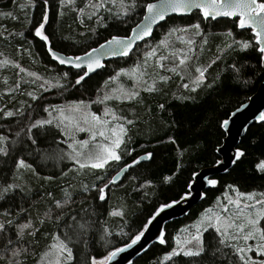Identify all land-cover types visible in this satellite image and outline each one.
Returning <instances> with one entry per match:
<instances>
[{
  "label": "snow or ice",
  "instance_id": "obj_1",
  "mask_svg": "<svg viewBox=\"0 0 264 264\" xmlns=\"http://www.w3.org/2000/svg\"><path fill=\"white\" fill-rule=\"evenodd\" d=\"M37 3L41 18L33 35L43 42L52 61L75 72L62 71L47 78L22 66L16 54L31 55V51L12 41L25 39L24 32L0 24V43L4 45L0 69L15 70L11 82L4 78L0 96L14 101L12 107H0V119L15 120V129L12 124L7 129L0 126V264H118L117 258L145 237L161 213L192 197L200 179L207 185L198 192L201 199L207 198L208 188L221 184L217 178L191 171L185 189L160 203L131 234L120 226L128 224L124 200L104 207L113 186L122 188L124 180L135 182L134 191L144 197L146 189L155 188L149 177L155 161L154 151L147 148L151 140H139L156 135L157 121L164 129L170 127L159 118L169 111L170 100L194 102L200 91L230 81L247 87L250 66L233 59V53L255 50L264 72V0H26L18 5L25 13V24L33 23L28 12L36 9ZM53 9H58L61 17L66 11L74 13V22L85 29L79 33L81 37L97 35L110 23L128 24L137 14L142 18L127 35H111L82 54H66L56 45L71 38L47 29ZM173 16L190 17L192 22L168 27L155 43H149L154 28ZM19 19L13 11H0V20ZM221 20L231 26L220 34L224 38L215 46L213 58L205 60V53L211 51L210 38L215 35L205 31V22ZM139 42H144L143 50L138 48ZM133 55L131 64L108 75L94 95L84 98L81 92L80 98L63 103H40L45 99L43 93L52 89L59 90L60 96L70 89L80 91L92 74L106 67L103 57ZM219 63L223 69L212 74L210 70ZM144 93L160 98L155 114ZM17 96L27 99L16 100ZM245 107L241 104L228 118L217 120V128L230 132V123H235L232 117ZM254 120L264 123V111ZM157 142L177 144L173 136ZM221 151L225 149L215 148V152ZM246 155V149L235 147L231 164ZM215 164L227 171L221 160ZM49 167L53 171L42 175L41 170ZM182 167L177 163L162 183L171 184ZM255 170L264 175V159ZM223 187L209 207L178 229L173 245L153 264H264V190H241L239 182ZM116 220L120 225H115L119 231L114 232ZM117 238L123 242L118 243ZM155 239L160 245L168 243L164 229Z\"/></svg>",
  "mask_w": 264,
  "mask_h": 264
},
{
  "label": "trees",
  "instance_id": "obj_2",
  "mask_svg": "<svg viewBox=\"0 0 264 264\" xmlns=\"http://www.w3.org/2000/svg\"><path fill=\"white\" fill-rule=\"evenodd\" d=\"M55 2V0H54ZM20 3H26V0H0V11H13L14 15H18V21L13 20H0V24L6 25L9 30L23 31L25 39L17 37L12 41L13 45L18 42L23 44L25 48H29L31 55L24 53L22 56L17 53L22 66L30 68L31 70L39 72L47 78L54 77L58 72L69 71L70 74L75 72V69L58 65L52 61L46 52V48L42 41L33 35L34 27L41 18L40 6L28 12L32 17L33 23L27 25L24 23L25 13L18 7ZM80 3V0H77ZM142 12V9L140 10ZM141 15L137 14L131 17L128 24L123 23H110L107 29H101L97 35L87 33L81 37L80 32L85 31L84 28L78 25L75 21V14L69 11L65 12L63 17L58 15V9H53L50 12V21L47 26L48 31L56 30L58 36H69L71 39L63 43H57V48L63 49L66 54H82L85 48L96 47L98 43H102L105 38L111 35H127L139 19ZM192 22L190 17H171L166 23H162V27L158 26L152 37L148 39L149 43H155L168 27L173 25L181 26L183 24ZM205 31L213 33L209 41V48L211 51L205 53V60L213 58L215 53V46L220 43L224 38L221 33H224L228 27L231 26L230 22L221 20L219 23L205 22ZM239 31V30H235ZM247 35H251L248 33ZM72 40H78L82 43L80 45H73ZM31 42V43H29ZM144 43L140 44L138 48L141 50ZM0 50H4L3 43H0ZM9 52L12 49H7ZM232 58L239 62H246L250 66L251 78L249 85L245 88L236 86L233 82H228L222 87L216 89H205L200 91L196 101H169V111L159 114V118L164 119L170 124L167 129L162 128L157 121L156 127L158 129L155 136L150 138H141L139 143H145L146 139H150L151 143L147 144V148L155 153V161L149 170V177L153 181L155 188L146 189L147 196L144 197L141 192L134 191V184H129L128 180L123 181V187L117 188L113 186V192L109 195L111 199L108 200L105 208L118 203L119 200H124L128 205L127 226L120 225V221L116 220L113 226V231H119L115 225L124 227V230L131 233L138 231L143 223L146 222L148 216L154 212L155 208L162 202L176 197L178 193L185 189L189 174L191 171H200L204 167L214 166L215 160L221 159L215 148L223 144L226 133L222 129L217 128V120L228 118L230 114L241 104L247 102L252 95H254L261 83L264 81V72L259 68V54L255 50H248L246 52H237L232 54ZM135 59V55L131 58H117L106 62V67L100 69L97 73L91 76L80 91L70 89L69 92L63 96L58 94L57 89H52L47 93H43L45 99L41 104L47 103H63L65 100L80 98L81 92L84 93V98L89 95H94L96 87L107 78L108 75L113 74L120 67H127ZM224 65L219 63L214 66L212 74L222 70ZM15 70H2L0 69V96H3V80L8 77L10 82L14 78L13 72ZM86 89V91H85ZM146 100L153 108V113H156L155 103L160 98L149 96L147 93L143 94ZM16 100L27 99V97L17 96ZM31 102V101H29ZM9 103V107L13 106V99L10 97H3L1 104ZM36 103V102H32ZM16 106H19L18 104ZM42 114V113H41ZM227 114V115H226ZM175 120L176 123H172ZM9 124L13 125L15 129V120H2L0 119V126L7 129ZM168 136H173L177 144L171 143L159 144L158 139L167 140ZM239 147L246 149L247 155L242 158L236 165L225 174H216L213 178L221 181L217 188L207 189V198L202 199L199 204L194 206L188 215L181 219L169 222L165 226V233L168 239L167 245H160L158 242L154 243L145 253L137 258L131 264H153L155 260L163 255L166 250H169L173 245L172 237L176 235L179 228L191 223L205 208L209 207L217 196L224 190V185L227 183L239 182L241 190H264V175L259 174L255 170V165L260 159H264V123L254 122L251 124L246 134L242 137ZM183 149L188 151L180 155ZM137 154L139 149L137 148ZM182 163L183 167L181 172L176 176L171 184H163L162 178L170 175L175 171L176 164ZM71 165L69 164V167ZM53 169L51 167L41 170L42 175L49 174ZM136 172H130V175H136ZM142 182V181H141ZM55 190V185L52 186ZM141 199L143 202L141 203ZM127 239V238H124ZM118 243L123 240L117 238ZM43 243V241H42ZM97 248L103 251L99 245Z\"/></svg>",
  "mask_w": 264,
  "mask_h": 264
},
{
  "label": "water",
  "instance_id": "obj_3",
  "mask_svg": "<svg viewBox=\"0 0 264 264\" xmlns=\"http://www.w3.org/2000/svg\"><path fill=\"white\" fill-rule=\"evenodd\" d=\"M157 27L154 28V31ZM142 43L144 42H139L138 46ZM117 58L119 57H103L102 60L106 64V62ZM243 105H246V107L243 108L240 113H237L235 117H232V120H234L235 123H230L231 131L225 132L226 136L223 140V144L220 146V148L225 149V151L218 152L219 156L221 157L220 160L227 167V171H225L223 167L214 165L210 167H204L200 171H198L202 176L208 175L213 177L216 174H225L233 167L230 159L235 147L239 145L242 137L246 134L248 127L256 122L254 120V116L258 114L259 111H264V81L259 86L257 92L252 95L247 102L243 103ZM205 188H207V185L203 182L202 179H200L196 185V191L193 192L192 197L186 203H182L172 209L166 210L164 213H161V215L157 217V220L149 226V230L148 232H146L145 237L142 238V240L132 249H129L127 252L122 253L121 256L117 258L118 264L133 263L154 243H157L155 238L159 230L165 229V226L169 222L181 219L184 216L188 215L192 208L201 202L202 199L198 192H203Z\"/></svg>",
  "mask_w": 264,
  "mask_h": 264
},
{
  "label": "rangeland",
  "instance_id": "obj_4",
  "mask_svg": "<svg viewBox=\"0 0 264 264\" xmlns=\"http://www.w3.org/2000/svg\"><path fill=\"white\" fill-rule=\"evenodd\" d=\"M143 48H144V46H143ZM143 48L141 50H143ZM4 104L9 105V103H4ZM4 104L3 103L1 104V99H0V107H2Z\"/></svg>",
  "mask_w": 264,
  "mask_h": 264
}]
</instances>
